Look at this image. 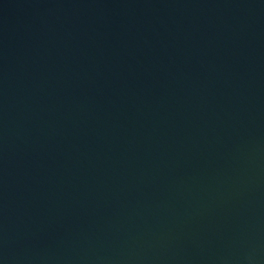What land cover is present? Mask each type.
<instances>
[{
  "label": "water",
  "instance_id": "water-1",
  "mask_svg": "<svg viewBox=\"0 0 264 264\" xmlns=\"http://www.w3.org/2000/svg\"><path fill=\"white\" fill-rule=\"evenodd\" d=\"M0 264H264V0H0Z\"/></svg>",
  "mask_w": 264,
  "mask_h": 264
}]
</instances>
